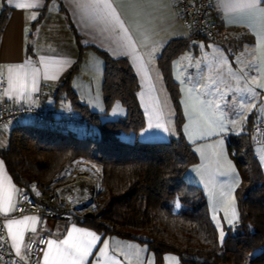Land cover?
<instances>
[{"label":"crops","instance_id":"1","mask_svg":"<svg viewBox=\"0 0 264 264\" xmlns=\"http://www.w3.org/2000/svg\"><path fill=\"white\" fill-rule=\"evenodd\" d=\"M15 2L18 0H14ZM19 2H25V0H19ZM84 2L88 3L90 0H84ZM174 2L175 0H109L127 30V37L131 39L136 49V56L139 59H133L132 56L120 55L114 44V40L122 38L125 33L118 27L114 33L101 31L104 25L99 20L93 24L96 13L92 9L84 13L74 12L70 0H41V7L37 9H17L14 5H9L7 0H0V12L5 5L10 7L0 43V69L4 70L0 80L6 78L8 66L31 62L42 69L37 88L39 90L42 85L46 86V93L42 97L44 104L47 107H60L65 102L66 106H69L65 93L58 91V85L62 74L78 57L80 49L76 41L77 33L79 43L83 47L78 71L71 79V87L79 100L90 110L104 112L101 91L103 59L96 49L104 50L112 57H126L138 79L139 87L136 96L145 117V126L136 135L133 134L129 141L135 137L142 141H167L177 135L175 110L158 67L157 58L169 40L188 39L189 47L171 62V72L178 83L184 117L182 134L198 156V161L190 165L183 173V179L200 187L206 198L212 221L214 222V218H217L226 227L232 225L228 223V220L233 218V209L238 215L234 192L240 182L239 173L227 151V136L244 131L240 128H244L249 116H252V119L264 117V87H261L264 85V62H262L264 47L261 46V38L258 35L260 24L251 21L244 15L242 9L230 7L233 0H213L210 8L211 18L217 22L221 33L231 36L236 42V47L228 52L221 44L214 41L191 40L188 35L189 29L180 20ZM33 12L36 13L37 18L41 15V19L35 26H32L35 20L30 19ZM153 48H156L155 52ZM217 49L223 54L222 57L217 54ZM42 57L46 59L48 74L55 75L56 79H44L45 64L40 63ZM65 60L70 63L66 65L58 63ZM139 64H144L148 68L149 80H145L138 72ZM229 71L236 73L239 79L230 75ZM245 73L247 76L244 75ZM92 77L96 82L93 83ZM80 79L85 93L90 98L93 97L95 86L96 89L98 87V94L96 92L94 96L95 108L92 107L89 99L80 95L76 86ZM6 87V80L4 83L0 82V93ZM29 87H31L30 84ZM247 89H254L257 95L253 96ZM35 92L37 91L31 92L30 99H9L4 96L0 98V103L1 101H7L9 104L27 103ZM230 94L233 95L236 104L239 96L244 94L247 106L240 118L233 119V113L224 108L225 99L229 98ZM47 95L50 96V104L46 102ZM198 101L205 104H200ZM207 101L213 102V108L218 116L221 112L223 113L226 130L218 135L202 136L198 127L191 123L197 118V112L205 107ZM217 104L218 109L215 108ZM229 121H236V124L233 125ZM157 124L163 125L168 131L157 128ZM218 141L223 142V153L230 162V167L227 164L218 167L213 162ZM7 142L8 132L4 137H0V145L6 146ZM253 149L264 168V149L258 145H254ZM0 161L3 162V168L0 169V201L8 193L7 181L10 180L16 189L13 200L17 206L19 186L13 180L1 156ZM72 161L64 165L60 174L65 172ZM24 216L37 217V223L33 225L29 222L24 226H14V232L23 234L19 241L20 254L39 232L46 231L48 241L59 242L66 239L68 232L75 226L76 229L95 232L101 237L92 250L93 255L88 257L89 264H97V254L105 242L108 243V248L104 253H100L98 264H110L113 258L117 264H144V260L149 258L150 261H154L153 253L149 256L152 251L147 243L140 239L102 235L78 220L66 222L48 219L42 222L39 216L33 213L15 219H23ZM32 227H35V232L31 231ZM77 236L79 233H74V237ZM8 237L13 247L9 232ZM55 247L54 245L53 248ZM45 252H49L50 264L52 253L48 249V244L38 264H45ZM166 254L163 255V260L166 259Z\"/></svg>","mask_w":264,"mask_h":264},{"label":"trees","instance_id":"2","mask_svg":"<svg viewBox=\"0 0 264 264\" xmlns=\"http://www.w3.org/2000/svg\"><path fill=\"white\" fill-rule=\"evenodd\" d=\"M9 11L5 5L0 12V43ZM40 19L41 15L32 26ZM76 41L78 57L60 77L58 91L65 93L69 106L85 120L84 132L73 134L75 128L53 129L34 120L11 127L7 145H0V156L18 186L35 180L43 189L66 163L91 159L101 165L102 193L93 216L83 217V225L102 235L146 242L155 264H162L167 252L175 253L179 264H264V168L248 134L252 116L244 131L227 136V149L240 176L234 192L238 219L225 227L221 242L202 190L183 179L198 156L182 134L184 117L171 62L189 47V40H169L157 58L175 110L177 135L167 141L120 138L122 132L136 135L145 126L136 96L138 79L126 57L96 49L103 59L104 112L90 110L79 100L71 87L83 47L77 33ZM116 100L125 107V114L102 119ZM174 197L183 205L180 211L171 207Z\"/></svg>","mask_w":264,"mask_h":264},{"label":"snow or ice","instance_id":"3","mask_svg":"<svg viewBox=\"0 0 264 264\" xmlns=\"http://www.w3.org/2000/svg\"><path fill=\"white\" fill-rule=\"evenodd\" d=\"M9 5H14L17 9H37L41 7V0H25V2H15L14 0H7ZM70 3L73 7L74 12L84 13L89 9L95 11L96 16L93 20L95 24L96 20H99L100 23L104 25L101 31L115 32L118 27L121 32L125 33L122 38L114 40L115 47L118 53L122 56H132L133 59H139L136 56V49L133 46V43L129 37H127V30L124 28L123 22L120 20V17L117 15L116 10L112 8V5L109 3V0H90V2L85 3L84 0H70ZM232 8L242 9L244 15H246L251 21L259 22L260 29L258 35L261 38V46L264 47V0H233L229 5ZM31 20H36V13L33 12L30 16ZM83 19V17H82ZM86 27L88 25H85ZM203 47V45H200ZM156 51V48H153V52ZM217 54L222 57V53H219L217 49ZM187 59V57H184ZM223 62V61H221ZM264 62V61H262ZM40 63L45 64V69L43 70L44 79H56L55 75H49L47 72V63L45 58H41ZM62 65L70 63V61L58 62ZM138 72L143 75L145 80H149L148 77V68L144 64H139ZM3 69H0V77H3ZM7 76L0 80L4 82L6 80L7 87L0 93V98L7 96L9 99H30L31 92L38 91L37 82L41 75L42 69L37 67L31 62H25L18 65H10L6 69ZM229 74L233 77L239 79L236 76V73L229 71ZM247 76V74H244ZM255 79V78H253ZM223 82V81H222ZM29 84L31 87H29ZM264 87V85H261ZM253 96L257 95L254 89H247ZM200 104H205V102L198 101ZM246 105L243 103L240 104V108L244 109ZM216 109L219 108L217 104ZM119 109L117 104L116 108L113 109V114H115ZM197 118L192 120L191 123L195 124L202 136H212L218 135L226 130V123L224 121L223 113L221 112L218 116L216 110L213 108V102L207 101L205 107L201 108L197 112ZM229 123L235 125L236 121H229ZM157 128L168 131L163 125L157 124ZM188 127V126H186ZM214 163L219 167L222 164H227L230 167V162L227 161L223 153V142L218 141L216 145V150L214 151ZM3 168V162L0 161V169ZM8 184V193L2 201H0V213H3L5 216L12 211L19 210L13 200V194L16 192L15 187L11 184V181H7ZM35 187V185L33 186ZM95 207V206H93ZM179 207V204H177ZM233 218L228 220L229 224H233L235 220L238 219V215L233 209L232 213ZM36 224L37 217L24 216L23 219H8L7 228L11 240L13 241V247L16 249V254L20 255V246L19 241L22 239V232H14V226H24L28 223ZM219 226V225H218ZM32 232H35V227L31 228ZM74 233H79V236L74 237ZM101 237L98 236L95 232L76 229L73 226L72 231L68 232L67 238L59 242L57 240L47 241L48 249L52 253V259L50 264H89L88 257L93 255L92 250L96 247V242L100 241ZM220 240H223V232L220 233ZM44 241L41 240V243ZM56 246L53 248V246ZM108 248V243L105 242L103 247L99 250L97 254V264L100 259V253H104L105 249ZM138 258V252H137ZM45 264H49V252H45L44 255ZM110 264H117L116 260L113 258ZM148 264H151L149 261ZM177 264L179 262L177 261Z\"/></svg>","mask_w":264,"mask_h":264},{"label":"built area","instance_id":"4","mask_svg":"<svg viewBox=\"0 0 264 264\" xmlns=\"http://www.w3.org/2000/svg\"><path fill=\"white\" fill-rule=\"evenodd\" d=\"M212 3L213 0H175L174 6L180 20L188 27V35L191 40L214 41L221 44L229 52L236 47V42L231 36L219 31L217 22L210 16ZM45 93L46 86L42 85L27 103L9 104L7 101H1L0 137L7 135L11 127L19 122H24L25 119L34 120L53 129H77L86 126L85 120L69 106L47 107L42 101ZM248 134L251 137L253 146L258 145L261 149H264V117H255L252 120ZM77 166H80V164ZM77 166L71 170V165H69L65 172L61 174L65 176L66 181L74 174H80ZM34 185L35 187H33ZM59 197L62 196L53 190L44 193L35 180L19 186L17 203V209L19 210L10 212L7 216L0 213V264H38L48 241L47 232L41 231L28 242L23 253L18 256L9 242L6 226L8 219H15L33 213L37 214L42 222H46L48 219H61L66 222L83 220L84 212L78 214L65 210L62 206L63 199L58 200ZM41 240L44 242L41 243Z\"/></svg>","mask_w":264,"mask_h":264},{"label":"rangeland","instance_id":"5","mask_svg":"<svg viewBox=\"0 0 264 264\" xmlns=\"http://www.w3.org/2000/svg\"><path fill=\"white\" fill-rule=\"evenodd\" d=\"M94 82H96V80H94V78H93V83ZM76 86H77V89L80 92V95H82V97H84L86 99H89L90 102L92 103V107L95 108L96 107L95 106L96 104L94 103V96L96 95V92L98 94V87L96 89V86H95V89H94L95 91H93V93H92V96L93 97L90 98V96L85 93V89H83V86L81 84V79L79 81H77ZM237 101H238V103L236 104L233 95L231 96V94H230V97L227 98V99H225V102H224L225 103L224 104V108L226 107V109H228L229 112L233 113V116H232L233 119L240 118L243 115V113H244L243 111H244V109L246 107L244 109H241L240 108V104L241 103H243L244 105L247 106L246 99L244 97V94L243 95L241 94L239 96V99ZM46 102H47V104H50L51 103V99H50V96L49 95L46 96ZM63 103H64V105H67L65 102H63ZM117 104L119 105V109L120 110H118L115 114H113V109L116 108ZM97 109H100V108H97ZM124 113H125V107L122 105V103H120L119 101H116V102L113 103L112 107L110 108V110L108 112L103 113L101 115V118L102 119H116L118 117H121ZM244 117L246 119V115ZM245 119H244V121H245ZM29 120L30 119H25L26 122L29 121ZM242 129H244V128L241 127L240 130H242ZM71 132L73 134H82L84 132V129H82V128L72 129ZM132 136H133V133L132 132H130V133L122 132V133H120V138L122 140H128L129 141L130 140V137H132ZM227 151H228V149H227ZM73 163H75V164H73ZM69 164L71 165V168H72L71 170H73L74 167H76L77 165L80 164V166H77L78 169L81 166L89 165V166H93L98 171L99 183H98V187H97V191H96V200H95V202L91 203V204H93L91 206H85V207L77 208L76 209V213L80 214L82 212H86L87 210L95 211L97 209V207L99 206V204H100L99 197H100V195L102 193V183L100 181V177H101V165L99 163H97L96 161L91 160V159H87V158L74 159V161L72 163H69ZM66 165H68V163ZM63 169H64V166H63ZM61 174H60V171H59L56 175H54L52 177V179L50 180V182L47 185H45L43 187V189H41V190L44 193H46V192L51 191V190L54 191L55 190V187L57 185L65 184L67 181L65 180V176H63ZM60 199H63V198L62 197H59L58 200H60ZM177 204H179V207H177ZM88 205H90V204H88ZM93 206H95V207H93ZM171 207H172V209L174 211H180L183 208V205H182V203H181V201L179 200L178 197H174L171 200ZM214 223H215L216 228H217L218 239L221 242V240H220V233H221V231L223 232V238H224L225 233H226L225 227L222 225V223L220 222V220L217 219V218H214ZM149 254H150L149 256H152V252H150ZM165 258L166 259L163 260L164 262L162 264H177L178 259H177V255L175 253L167 252V254L165 255ZM149 261H150V258H149V260H146L145 259L144 260V264H148ZM150 262H151V264H155V260L154 261H150Z\"/></svg>","mask_w":264,"mask_h":264},{"label":"bare ground","instance_id":"6","mask_svg":"<svg viewBox=\"0 0 264 264\" xmlns=\"http://www.w3.org/2000/svg\"><path fill=\"white\" fill-rule=\"evenodd\" d=\"M79 171V175L74 174L54 190L63 197V208L75 213L77 208L93 205L99 183L98 171L93 166H81Z\"/></svg>","mask_w":264,"mask_h":264},{"label":"water","instance_id":"7","mask_svg":"<svg viewBox=\"0 0 264 264\" xmlns=\"http://www.w3.org/2000/svg\"><path fill=\"white\" fill-rule=\"evenodd\" d=\"M100 181H101V178H100ZM94 214V211L92 210H87L86 212H84V216L86 217H92Z\"/></svg>","mask_w":264,"mask_h":264}]
</instances>
